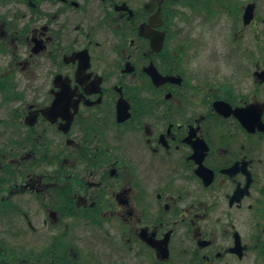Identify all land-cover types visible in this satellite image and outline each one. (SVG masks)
<instances>
[{
    "label": "flooded vegetation",
    "instance_id": "obj_1",
    "mask_svg": "<svg viewBox=\"0 0 264 264\" xmlns=\"http://www.w3.org/2000/svg\"><path fill=\"white\" fill-rule=\"evenodd\" d=\"M0 264H264V0H0Z\"/></svg>",
    "mask_w": 264,
    "mask_h": 264
}]
</instances>
